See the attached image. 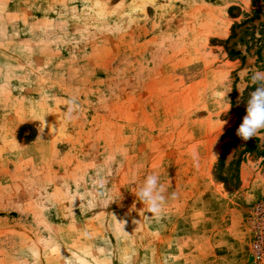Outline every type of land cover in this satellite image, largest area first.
Segmentation results:
<instances>
[{
  "label": "rangeland",
  "instance_id": "374dc122",
  "mask_svg": "<svg viewBox=\"0 0 264 264\" xmlns=\"http://www.w3.org/2000/svg\"><path fill=\"white\" fill-rule=\"evenodd\" d=\"M256 70L264 0H0V264H264Z\"/></svg>",
  "mask_w": 264,
  "mask_h": 264
},
{
  "label": "clouds",
  "instance_id": "9594fccd",
  "mask_svg": "<svg viewBox=\"0 0 264 264\" xmlns=\"http://www.w3.org/2000/svg\"><path fill=\"white\" fill-rule=\"evenodd\" d=\"M252 85H256L255 90L248 94L246 100V115L236 129V135L244 142L256 138L261 130H264V71L256 70L250 76ZM218 95V93H214ZM79 108L75 99L67 101V111L65 118L71 120L74 111ZM43 131L41 130V135ZM195 159V153H193ZM164 188L159 182L156 174L146 175L138 191L134 194L137 199L146 205V212L151 217L160 219L163 214V204L165 202ZM175 197V193L172 194ZM135 222V221H134Z\"/></svg>",
  "mask_w": 264,
  "mask_h": 264
}]
</instances>
